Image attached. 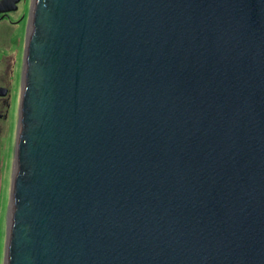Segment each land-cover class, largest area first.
<instances>
[{"label": "water", "instance_id": "water-1", "mask_svg": "<svg viewBox=\"0 0 264 264\" xmlns=\"http://www.w3.org/2000/svg\"><path fill=\"white\" fill-rule=\"evenodd\" d=\"M19 114L5 264H264V0H34Z\"/></svg>", "mask_w": 264, "mask_h": 264}, {"label": "rangeland", "instance_id": "rangeland-1", "mask_svg": "<svg viewBox=\"0 0 264 264\" xmlns=\"http://www.w3.org/2000/svg\"><path fill=\"white\" fill-rule=\"evenodd\" d=\"M14 31L9 28L7 36H0V84H6L11 89L9 107L0 110L3 114V119L0 120V264H5L11 192L16 167L22 76L30 28L24 36L19 33L20 38L15 37Z\"/></svg>", "mask_w": 264, "mask_h": 264}, {"label": "flooded vegetation", "instance_id": "flooded-vegetation-1", "mask_svg": "<svg viewBox=\"0 0 264 264\" xmlns=\"http://www.w3.org/2000/svg\"><path fill=\"white\" fill-rule=\"evenodd\" d=\"M33 2L34 0H7L5 5L0 6V9L3 7L9 8L0 11V36H7L9 28L15 30L14 35L16 38L19 37V33L24 36L27 31L29 32ZM0 89H5L6 92L5 95L0 96L1 110L3 107L8 108L10 105L11 89L6 84H0ZM2 117L3 114L0 113V120L3 119Z\"/></svg>", "mask_w": 264, "mask_h": 264}]
</instances>
